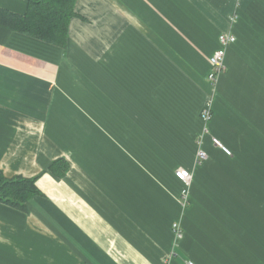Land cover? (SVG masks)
Segmentation results:
<instances>
[{"label":"crops","instance_id":"0c3cea01","mask_svg":"<svg viewBox=\"0 0 264 264\" xmlns=\"http://www.w3.org/2000/svg\"><path fill=\"white\" fill-rule=\"evenodd\" d=\"M74 11L65 47L0 26V171L37 176L40 192L27 212L0 203V264H264V0ZM221 33L235 41L213 86Z\"/></svg>","mask_w":264,"mask_h":264},{"label":"trees","instance_id":"16d2710c","mask_svg":"<svg viewBox=\"0 0 264 264\" xmlns=\"http://www.w3.org/2000/svg\"><path fill=\"white\" fill-rule=\"evenodd\" d=\"M26 1L27 8L22 14L0 7V26L48 44L65 47L70 19L76 15V0ZM68 168L63 158L52 161L49 166L50 171L58 177H64ZM36 179L37 176L6 177L0 171V203L27 212V203L40 193L35 184Z\"/></svg>","mask_w":264,"mask_h":264},{"label":"built area","instance_id":"2783aa9c","mask_svg":"<svg viewBox=\"0 0 264 264\" xmlns=\"http://www.w3.org/2000/svg\"><path fill=\"white\" fill-rule=\"evenodd\" d=\"M238 1V0H237ZM235 41V36L231 33H221L218 37V47L214 50V52L209 56L208 61L210 65V70L208 73V80L210 81L211 85H215L218 78L225 70V56L226 50L230 44ZM201 120L204 122V129L203 132L208 134V122L212 118V106L211 103L208 101L203 105V108L200 112ZM212 143L218 147H220L226 154L230 155L231 151L228 147L224 146L220 140L216 137L211 138ZM207 157L206 152L200 148L197 153V158L199 160H205ZM174 175L178 181L182 184V189L180 192V196L186 201L189 196V189L192 185L193 181V174L190 170L179 167L174 171ZM178 222H174L172 224V229L176 233V235L181 237V232L179 230ZM184 264H197L191 259H187Z\"/></svg>","mask_w":264,"mask_h":264},{"label":"rangeland","instance_id":"374dc122","mask_svg":"<svg viewBox=\"0 0 264 264\" xmlns=\"http://www.w3.org/2000/svg\"><path fill=\"white\" fill-rule=\"evenodd\" d=\"M207 79H208V78H207ZM203 105H204V104H202V106H201V110H202V108H203ZM201 110H200V112H201ZM202 123H203V125H205L203 121H202ZM212 137H215V136H211V138H212ZM216 138H217V137H216ZM197 153H198V151H197ZM197 153H196V155H197Z\"/></svg>","mask_w":264,"mask_h":264}]
</instances>
